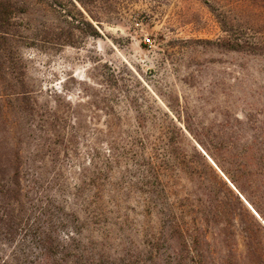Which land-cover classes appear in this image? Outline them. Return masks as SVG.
Wrapping results in <instances>:
<instances>
[{"label": "trees", "instance_id": "16d2710c", "mask_svg": "<svg viewBox=\"0 0 264 264\" xmlns=\"http://www.w3.org/2000/svg\"><path fill=\"white\" fill-rule=\"evenodd\" d=\"M68 1L89 12L88 0ZM224 1L228 12L222 21L229 30H225L224 47L264 53V0ZM24 8L27 16L20 21L17 15ZM27 8L24 2L0 0V129L13 140L4 161L10 181H0V237L14 244L5 259L0 257V264H87L81 250L84 240L76 228L59 237L58 230L64 226L49 220L51 198L40 192L35 180L29 182L33 186L25 184V176L33 170L24 162L17 137L25 126L33 125L43 133L44 142L51 136L58 139L63 135L56 134L55 125L65 121L62 112L43 111L33 97L36 93L27 87L19 45L31 39L23 30L38 32L32 30ZM60 14L71 30L77 29L73 15L65 10ZM31 35L35 39L38 34ZM74 37L73 32L61 33L58 39L74 46ZM7 112L17 113V122ZM139 115L135 130L121 131L119 116L107 113L111 119L106 126L111 141L107 156L74 189L79 193L91 189L84 204L98 212L95 223H107L108 187L113 226L118 222L133 226L124 189L137 191L140 198L135 205L143 213L134 220V235L141 243L121 250L112 262L99 256L91 263L264 264V112L221 115L199 132L191 129L188 120L182 128L166 113L158 118L145 112ZM78 120L74 116V123ZM43 148L37 146L33 156ZM114 167L120 170L114 172ZM32 176L41 180L44 169L37 168Z\"/></svg>", "mask_w": 264, "mask_h": 264}, {"label": "rangeland", "instance_id": "374dc122", "mask_svg": "<svg viewBox=\"0 0 264 264\" xmlns=\"http://www.w3.org/2000/svg\"><path fill=\"white\" fill-rule=\"evenodd\" d=\"M17 1L28 6L32 30L38 28L23 30L31 39L19 45L27 87L36 93L33 97L43 111L56 110L65 117L55 125L56 134L63 135L58 139L51 136L44 142L43 133L33 125L25 126L17 137L24 162L33 170L25 184L33 186L29 182L35 180L40 192L51 198L49 220L64 226L59 237L76 228L84 240L85 263L99 256L112 262L121 250L140 246L141 239L134 235V220L143 213L135 205L140 194L124 189L133 226L121 222L113 226L108 187L107 223H95L98 212L84 204L91 189L81 193L74 189L107 156L111 142L107 113L119 116L121 131L135 130L139 112H145L157 118L166 113L182 128L188 120L199 132L221 115L264 112V53L224 47L225 30L229 31L222 21L228 12L224 0H88L89 12L68 0ZM64 10L78 20L77 29L65 24L60 14ZM24 11L17 15L20 21L27 16ZM70 32L75 45H63L60 34ZM31 34L38 35L33 39ZM7 113L17 122V113ZM74 116L80 121L74 123ZM1 131L0 181L7 183L10 173L4 161L13 140ZM40 145L44 148L33 156ZM37 168L44 169L41 180L33 179ZM119 170L114 167V172ZM29 198L36 201L34 194ZM44 220L46 226L48 219ZM13 247L0 237L2 259Z\"/></svg>", "mask_w": 264, "mask_h": 264}, {"label": "water", "instance_id": "95a60500", "mask_svg": "<svg viewBox=\"0 0 264 264\" xmlns=\"http://www.w3.org/2000/svg\"><path fill=\"white\" fill-rule=\"evenodd\" d=\"M209 159V158H208ZM209 161L212 163V165L214 166V167H216V165L209 159ZM217 168V167H216ZM250 207V206H249ZM250 209H252L251 207H250ZM253 211V210H252ZM254 212V211H253ZM255 213V212H254ZM256 214V213H255ZM257 215V214H256ZM258 216V215H257Z\"/></svg>", "mask_w": 264, "mask_h": 264}, {"label": "built area", "instance_id": "2783aa9c", "mask_svg": "<svg viewBox=\"0 0 264 264\" xmlns=\"http://www.w3.org/2000/svg\"><path fill=\"white\" fill-rule=\"evenodd\" d=\"M146 42H147V43H150V40H149V39H146Z\"/></svg>", "mask_w": 264, "mask_h": 264}]
</instances>
